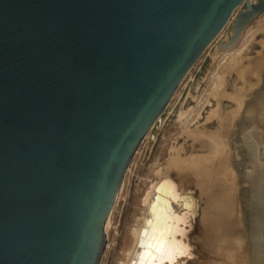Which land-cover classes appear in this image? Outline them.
Returning a JSON list of instances; mask_svg holds the SVG:
<instances>
[{
  "label": "water",
  "instance_id": "1",
  "mask_svg": "<svg viewBox=\"0 0 264 264\" xmlns=\"http://www.w3.org/2000/svg\"><path fill=\"white\" fill-rule=\"evenodd\" d=\"M236 10L222 49L264 0H0V264L100 263L137 149Z\"/></svg>",
  "mask_w": 264,
  "mask_h": 264
},
{
  "label": "rangeland",
  "instance_id": "2",
  "mask_svg": "<svg viewBox=\"0 0 264 264\" xmlns=\"http://www.w3.org/2000/svg\"><path fill=\"white\" fill-rule=\"evenodd\" d=\"M243 6V4L240 5L237 10L241 9ZM253 21L254 19L252 20V23ZM233 22L234 19L229 23L216 41L204 51L198 61L191 68L187 77L184 78L175 92L171 103L162 114L161 120L157 122L154 128H152L150 135L142 143L136 156H134V162L128 171L129 175L127 174L128 176H126L125 179V185L122 190L123 193L120 195V201H118L115 207L116 210L114 209L112 225L108 232V245L104 250L100 264H119V261L123 258L126 252V248L132 244L133 228L137 224V220L139 216H141V212L144 208L142 204L143 193L157 179L154 173V166L156 163H160L162 166L167 163V159L170 156L169 150L172 147L179 149L181 156L185 158L188 157V159H191L193 156L207 158L209 154L206 156L204 154L212 152L209 147V145L212 144L210 136L212 134L213 136H216L222 133L221 137L223 143H226L227 149L230 148L231 135L229 132L230 130L233 131L232 125L236 120V115H238V100L241 98L243 99L244 97L246 98L247 94L249 95L252 93L253 89L259 84L260 73H264V30L258 32L250 46L242 51L243 53L245 52L243 55L245 65L250 66L245 73V75L248 76H241L239 72L235 71L230 73L227 77L228 79L226 80L225 89L227 95L222 97L220 103L221 106L219 108L221 116L218 114L219 117L214 116L213 118L208 119L209 110L217 106L216 100L212 98L211 105L206 106L201 117L192 122L191 128L194 130L196 129L193 133L200 131L199 136H195V138L191 132L183 133L176 122V118L177 113L182 106H189L193 103L192 95L197 94L198 90H202L206 87L208 80L207 75L214 66L213 54L218 43L220 44L223 42L231 33ZM254 68H256V70ZM240 87H242V90ZM217 157H220L219 154H217ZM224 157L221 156V158ZM220 159L215 160V164L213 163L208 167H203V171L201 170V175L203 174L202 176H192L190 178L191 183L189 182L188 184V188L190 187L189 189L186 186L187 183L186 185L184 184L185 189L187 188L190 192L192 191L189 194L190 196H197L195 197V206L190 203H185L182 207L175 208L173 206L156 205V208L154 207V209L151 210L154 212L149 215V227L152 230H160V234H163V239L161 242L157 243L156 250L153 249L154 251L146 257L145 264H151L159 258V262L164 264H180L181 262V264L248 263L249 254L247 251L248 248L246 247L248 243L246 244V242H242V248H240L239 243H237L240 234L245 237L244 232H242L243 224L240 219L241 211L235 209L234 214L232 211L235 207V203H232V199H234L233 196L236 192L234 181L231 180L234 167L229 163L230 160L228 154L227 157L224 158L226 162L224 165L220 164ZM263 165L264 163L262 166ZM236 194L238 195V192H236ZM227 200L230 202L228 203ZM171 205L173 204L171 203ZM230 206L234 207L231 209ZM229 210L232 213H229ZM230 214H232V217ZM229 215V218L231 219L230 221L228 218ZM203 216H207L208 218H203ZM232 226L234 227L232 228ZM186 235L188 237H186ZM201 242H206L207 244ZM199 243L201 244L200 246ZM179 246L182 248L180 251ZM169 248L174 249H171L170 251ZM165 252L168 254L170 253L169 255L171 256V259L165 256ZM236 256H239L240 258ZM183 258L185 259V262Z\"/></svg>",
  "mask_w": 264,
  "mask_h": 264
},
{
  "label": "bare ground",
  "instance_id": "3",
  "mask_svg": "<svg viewBox=\"0 0 264 264\" xmlns=\"http://www.w3.org/2000/svg\"><path fill=\"white\" fill-rule=\"evenodd\" d=\"M250 1L253 3V2H256L257 0H250ZM235 16H236V11H234L229 21L227 22L226 26L219 33V35L208 45V47H210L214 43V41H216V39L223 33V31L229 25V23L233 19H235ZM251 23L252 21L244 28L238 41H236L234 44H231L228 47L222 49V45L224 43L226 44L229 42L233 29L231 33L226 37V39H224V41L222 40L223 42H221L220 44L218 43L216 50L213 54L214 66L207 75L208 80L206 83V87H204L202 90H198L197 94L192 95L193 103L190 104L189 106H182L177 113L176 122L179 128L183 131V133L191 132L194 138L195 136L196 137L199 136L200 131L193 133L196 129L194 130L193 128H191L192 122L196 121L197 119H199V117H201L206 106L211 105L212 98L216 100L217 106L209 110L208 119H211L214 116H218V114H220L221 116V113H219V108L221 106L220 103L222 101V97L227 95L226 90H225L226 80L228 79L227 77L229 76L230 73L237 71L240 73L241 76H245V77L248 76V75L246 76L245 73L248 70V67L250 66L245 65L244 63L245 60L243 56L245 52L243 53L242 51L243 49L248 48L250 46V44L254 41L256 35L258 34V32H261L264 30V10L258 16H256L254 18L253 23L252 24ZM254 69L256 70V68ZM259 77H260L259 84L253 89L252 93L249 95L247 94L246 98L244 97L243 99L241 98L238 100V110H237L238 115H236V118H235L236 120L232 125L233 131L230 130L229 132V134L231 135L230 148L227 149L226 143L225 142L223 143V140L221 137L222 133L216 136H213L212 134L210 136V140L212 144H210L211 146L209 145L212 152L204 154L205 156L209 154L207 158H202L200 156H196V157L193 156L191 159H188V157L185 158L181 156L179 149L172 147L169 150L170 156L167 159V163L163 166L160 163H156V165L154 166V173L157 179L143 193L142 204L144 208L141 212V216H139L137 220V224L133 228V233H132L133 242L130 246L126 248V252L123 258L119 261V264H145L144 262H145L146 257L154 251L153 249L156 250L157 243L161 242L163 239L162 238L163 234L162 233L160 234V230L153 229L154 230L153 232V230L149 227L150 222L148 218H149V215H151V213L154 212L151 210H153L154 207L156 208V205H159V206L166 205L169 207L173 206L175 208V207H182L185 203H190L195 206L196 205L195 197L197 196L195 197L190 196L189 194L192 191L190 192L188 190L190 188V187L188 188L189 186L188 184L189 182L191 183L190 178L192 176L196 177V175L197 176L201 175V170L203 171V167L210 166V164H213L215 160L220 159L221 156L227 157V154L229 155L230 165L232 164V166L234 167L232 170L233 172L231 175L232 176L231 180L234 181V187L236 188V192H238V195L235 192L233 196L234 199H232V203L233 204L235 203V207L233 206L234 210L232 209L233 207L231 206L230 207L233 211V214L235 213V209H238V211L239 210L241 211L240 219H241V223L243 224L242 232H244L245 234V237L244 235L240 234L239 239H237V243H239L240 248H242L241 247V245H243L242 242H246V244L248 243V245L246 246L248 248L247 251L249 254L247 264H264V200H263L264 199V165L262 166V164L264 163V73L262 74L260 73ZM241 88L242 87H240V89ZM161 118H162V115L158 118L154 126L157 124L158 121L161 120ZM154 126L152 128H154ZM152 128L146 134L142 143L146 140V138H148V136L150 135L152 131ZM142 143L140 144V146L142 145ZM140 146L137 149L134 156H136V154L139 152ZM217 154H219L220 156L219 158L217 157ZM224 158L220 159L221 160L220 164L222 165L226 163ZM133 162H134V157L127 169V172L125 174L120 190L118 191V196L116 197L115 204L112 208L111 217L109 219L110 227L112 225V217H113L114 209L118 201H120L119 199H120L121 193H123L122 190L125 185V179H126V176L129 175L128 171L132 167ZM159 183H161L160 186H158ZM184 184L187 186L188 189L187 188L185 189ZM237 201H238L239 206L237 205ZM227 202L229 203L230 201L227 200ZM171 203L173 205H171ZM151 204H152V207L151 209H149ZM229 213H232V212H230L229 210ZM252 214H255L254 218L251 217ZM230 215L232 217V214ZM230 215L228 216V218L230 217ZM204 217L208 218L207 216H203V218ZM230 220L231 219L229 218V221ZM246 222H250L249 227ZM110 227L108 229V232L110 230ZM233 227L234 226H232V228ZM186 237L188 236L186 235ZM107 238H108V233H107ZM201 243L205 244L206 242H201ZM107 245L108 244H106V246ZM200 245L201 244L199 243V246ZM171 249H174V248H171ZM171 249L169 248L170 251ZM181 249L182 248L180 247L179 251ZM236 257H239V256H236ZM186 259H189V258H186ZM159 261H160V258L151 264H164ZM184 262H185V259H184Z\"/></svg>",
  "mask_w": 264,
  "mask_h": 264
},
{
  "label": "snow or ice",
  "instance_id": "4",
  "mask_svg": "<svg viewBox=\"0 0 264 264\" xmlns=\"http://www.w3.org/2000/svg\"><path fill=\"white\" fill-rule=\"evenodd\" d=\"M165 256H166L167 258L171 259V256H170L167 252H165Z\"/></svg>",
  "mask_w": 264,
  "mask_h": 264
}]
</instances>
